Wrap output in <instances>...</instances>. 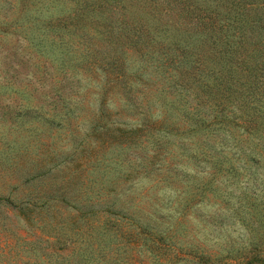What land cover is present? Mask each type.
Returning <instances> with one entry per match:
<instances>
[{
  "label": "trees",
  "instance_id": "1",
  "mask_svg": "<svg viewBox=\"0 0 264 264\" xmlns=\"http://www.w3.org/2000/svg\"><path fill=\"white\" fill-rule=\"evenodd\" d=\"M0 35L24 41L58 81L84 72L95 84L97 112L85 139L92 138L85 140L88 155L81 153L78 165L90 158L102 176L131 160L137 173L175 187L174 199L153 200L148 212L137 204L128 210L121 201L96 219V211H76L69 234L54 236L46 261L51 254L54 264H264V0H0ZM11 49L0 45L2 65L15 55ZM17 66L1 71V87L14 83ZM51 72L40 66L22 76L39 82L45 75L52 79ZM52 89L43 93L50 102L78 107ZM112 94L123 105L110 111ZM73 107L61 119H47L49 126L60 125ZM120 112L135 127L118 122L114 115ZM179 157L198 164L196 173L185 171V182L183 171L175 172ZM175 180L184 189L172 186ZM217 180L243 183L242 202L232 211L249 225L247 241L229 242L223 254L196 241H172L173 216L162 209L184 218L194 200L215 197ZM44 241L41 247L51 246Z\"/></svg>",
  "mask_w": 264,
  "mask_h": 264
},
{
  "label": "rangeland",
  "instance_id": "2",
  "mask_svg": "<svg viewBox=\"0 0 264 264\" xmlns=\"http://www.w3.org/2000/svg\"><path fill=\"white\" fill-rule=\"evenodd\" d=\"M2 44L16 53L8 58L5 65L0 61V84L5 82L1 78L3 69L11 73V66L19 62L17 69L21 72L10 77L15 80L14 83L10 82V87L0 86V197H6L0 199V264H54L55 256L50 254L48 262L44 253L49 252L50 247L54 248L56 237L64 238L69 234L68 226H71L72 216L81 209L90 210L91 213L96 211L92 216L96 219L109 206L121 204L118 203L120 201L128 204V210L137 204L148 212L155 203L153 200L163 198L166 202L169 198H175V187L166 186L168 180H153L152 176L143 174V171L137 173L133 166L135 162L131 160L116 165L114 170H110L111 173H104L102 176L98 172L101 167L91 165L90 158L88 163L81 161V166L78 165L76 160L87 147L85 140L87 142L92 138L90 135L85 139L89 133L88 121L97 112L95 84L89 82L84 72L58 81L59 77H54L47 61L27 51L23 46L24 41L17 36L0 35V45ZM15 45L20 46L21 53L19 48L15 49ZM40 66L49 70L53 78L45 75L46 78L39 82L32 77L27 78ZM24 74L27 76H22ZM29 80L34 90L27 85ZM51 86L55 88L52 89ZM15 87L22 90L11 91ZM51 89H61L64 96L78 101V107H73L74 102L67 103L63 99L50 102L43 93H50ZM107 104V109L113 111L121 108L123 101L117 94H112ZM72 107V111L60 125L49 126L47 119H61L62 111ZM114 116L118 122L134 126L129 123L127 113L120 112ZM84 154L88 155L87 152ZM107 155L110 156L111 153H106ZM112 158L105 160L110 166ZM179 159L174 160L179 167L175 172L182 170V181L185 182V171L196 173L198 164L193 158ZM126 174L128 178L124 180ZM188 178L192 179V176L189 175ZM217 181L219 191H216L215 197L204 201L194 200L195 205L189 208L186 218H181L180 214L172 210L162 209L163 214L170 212V216H173L169 218V223L171 220L174 227L168 230H175L171 234L172 241L182 245L187 241H196L217 254H223L229 242L236 244L247 241L251 233L249 225L246 228L239 219L240 216L232 211L236 204L242 202L240 190L243 183ZM177 183L176 180L172 181V186L184 189L185 185ZM143 192H146L148 198L142 195ZM183 195L185 197V193ZM186 199L185 197L184 203ZM182 203L183 201L180 205ZM162 213L152 215L161 216ZM243 214L253 216L245 212ZM84 218L85 216H81L79 222ZM179 219L181 221L177 223ZM211 220L216 223L210 222ZM115 238L118 241L119 237ZM44 240L52 242L51 246L41 247L45 245ZM100 262L99 260L96 264ZM149 263L155 264L153 260Z\"/></svg>",
  "mask_w": 264,
  "mask_h": 264
}]
</instances>
